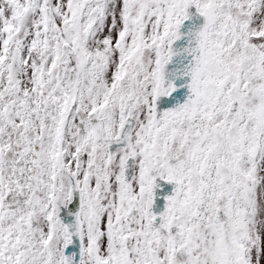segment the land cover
I'll list each match as a JSON object with an SVG mask.
<instances>
[{
	"label": "snow or ice",
	"instance_id": "obj_1",
	"mask_svg": "<svg viewBox=\"0 0 264 264\" xmlns=\"http://www.w3.org/2000/svg\"><path fill=\"white\" fill-rule=\"evenodd\" d=\"M0 264H264V0H0Z\"/></svg>",
	"mask_w": 264,
	"mask_h": 264
}]
</instances>
